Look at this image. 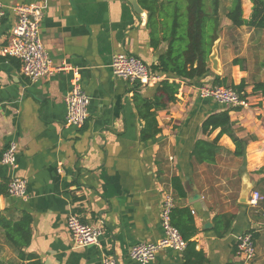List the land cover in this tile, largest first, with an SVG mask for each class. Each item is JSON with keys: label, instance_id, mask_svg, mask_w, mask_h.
I'll return each instance as SVG.
<instances>
[{"label": "crops", "instance_id": "0c3cea01", "mask_svg": "<svg viewBox=\"0 0 264 264\" xmlns=\"http://www.w3.org/2000/svg\"><path fill=\"white\" fill-rule=\"evenodd\" d=\"M1 2L0 48L15 24L13 7L36 3L44 10L43 44L53 65L63 69L33 81L22 73L19 59L0 55V158L11 142L17 144V166L0 161V184L20 177L28 193L0 194V264H101L104 253H114L120 264H139L130 248L163 237L161 202L168 192L175 202L172 221L190 233L188 218L193 219L194 246L163 248L153 264H240L237 238L246 231L256 242L248 264H264V218L240 202L245 185L250 192L264 187V95L253 91L256 82H264V30L233 26L224 16L217 40L221 72L209 64L198 82L159 72L160 81L132 84L113 74V55L130 53L153 67L168 47L167 41L152 45L148 12L138 0ZM244 2L249 19L252 2ZM235 58L240 65L233 64ZM76 76L90 97L82 127L66 124L65 98ZM217 78L247 83L243 93L250 106L230 111L245 141L244 157L233 155L236 146L225 134L216 161L201 162L193 155L196 142L212 141L220 132L204 133L203 121L230 109L198 93L200 85ZM163 80L180 84L175 102L159 93ZM158 97L166 104L155 110L159 131L144 139L140 101ZM224 214L235 217L216 221ZM70 215L103 228L101 247L76 245L67 227ZM5 220L28 223L21 245L13 226L8 237Z\"/></svg>", "mask_w": 264, "mask_h": 264}, {"label": "trees", "instance_id": "16d2710c", "mask_svg": "<svg viewBox=\"0 0 264 264\" xmlns=\"http://www.w3.org/2000/svg\"><path fill=\"white\" fill-rule=\"evenodd\" d=\"M140 6L148 12L147 25L151 31V43L156 48L162 41L168 42L166 52L159 57V61L152 69L156 72L171 73L177 77L190 81L200 80L208 75L210 71L209 56L215 41L219 37L222 17L232 23L233 26H247L256 30H264V0H251L252 10L249 19L244 17L243 0H232L231 5L225 9L221 0H138ZM241 58L233 60L234 65L241 64ZM214 85L228 86L235 89L246 97V81L243 79L239 84L231 82L228 84L224 78L214 80ZM180 84L163 80L159 87V93L167 97V102H175L179 93ZM254 92H260L264 95V82H256L253 88ZM162 97L155 100L143 99L140 101V114L145 119L146 125L142 132V138L151 137L158 133L155 110L165 107ZM154 109V111H153ZM233 108L222 110L209 115L202 123L204 133H212L220 129V132L212 141L199 139L196 142L193 155L201 162L214 163L216 157L220 154L222 147L219 141L223 135H228L234 142L236 149L233 155L244 157L245 141L238 136L234 123L230 116ZM239 109V108H238ZM176 186L179 194L184 191ZM7 192V186L0 184V194ZM229 218L232 221L234 215L217 216L216 221ZM190 222V233H187L178 223H173L181 232L184 239L188 242L187 248L193 250V242H190L191 236L195 233L192 225L193 219L188 218ZM9 237L10 226L18 233V240L26 238L29 234L28 223L24 220L10 225L8 220L3 222ZM199 255V253L194 252ZM31 264H39L33 262Z\"/></svg>", "mask_w": 264, "mask_h": 264}, {"label": "built area", "instance_id": "2783aa9c", "mask_svg": "<svg viewBox=\"0 0 264 264\" xmlns=\"http://www.w3.org/2000/svg\"><path fill=\"white\" fill-rule=\"evenodd\" d=\"M3 7L0 0V17L4 14ZM13 11L16 16L15 24L10 32L8 43L0 48V55L19 59L22 64V73L33 81L63 69L53 65L40 36L44 16L42 7L36 3H20L13 7ZM111 68L115 76L132 84L149 85L163 79L147 62L130 53L121 52L113 55ZM198 93L202 98H211L233 109L250 106L249 100L242 97L232 87L204 84L198 87ZM65 101L66 124L75 127L84 126L89 117L90 97L77 76L74 78ZM0 161L13 168L17 166V144L15 142L7 146ZM7 192L15 197L27 198L26 180L20 177L12 178L8 182ZM174 203L172 193L168 192L163 196L160 215L163 237L155 242H140L131 246L129 255L139 264H153L158 252L163 248L179 251L187 248L188 242L172 223ZM248 206L264 218V187L252 189ZM67 227L78 247H101L100 238L103 235V228L99 224L86 223L78 216L70 215L67 219ZM237 254L241 260L240 264H248L256 256V242L252 231H246L238 236ZM101 264L120 263L114 253H104Z\"/></svg>", "mask_w": 264, "mask_h": 264}, {"label": "water", "instance_id": "95a60500", "mask_svg": "<svg viewBox=\"0 0 264 264\" xmlns=\"http://www.w3.org/2000/svg\"><path fill=\"white\" fill-rule=\"evenodd\" d=\"M135 6L140 11V8L136 2H135ZM217 40L215 41V43L213 45L212 53L209 56V61H210V64L214 70H216L217 72H221L222 67H221L219 55H218V46H217L218 42H217ZM251 188L252 187L248 186V185H245L243 187L241 198H240V202L242 204H246V205L249 204V195H250Z\"/></svg>", "mask_w": 264, "mask_h": 264}, {"label": "rangeland", "instance_id": "374dc122", "mask_svg": "<svg viewBox=\"0 0 264 264\" xmlns=\"http://www.w3.org/2000/svg\"><path fill=\"white\" fill-rule=\"evenodd\" d=\"M221 1L223 2V7H225V9H227L232 3V0H221ZM244 4H245V2L243 0V8H244V11H246L249 9V6H246ZM238 35L244 37L245 32H242L241 34H238ZM261 39L263 40L262 43L260 44L262 46V51H261L262 55L261 56H263V59H264V37H261ZM259 58H260V55H259ZM255 215H258V214H255Z\"/></svg>", "mask_w": 264, "mask_h": 264}]
</instances>
